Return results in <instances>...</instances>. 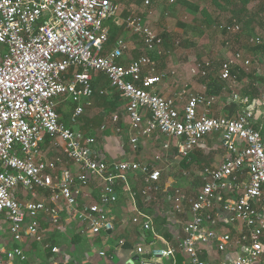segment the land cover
<instances>
[{"label":"built area","instance_id":"1","mask_svg":"<svg viewBox=\"0 0 264 264\" xmlns=\"http://www.w3.org/2000/svg\"><path fill=\"white\" fill-rule=\"evenodd\" d=\"M149 4L150 0H143V6ZM119 13L120 6L114 0H0V236L7 233L11 242L18 244L0 246V264L25 261L21 245L28 239L43 241L42 214L56 221L67 212L68 217L85 223L87 235L111 230L113 216L106 206L117 200L115 186L119 181L126 182L129 172L144 176V201H158L162 191L158 166L98 158L92 150L95 138L73 128L84 111L79 102L88 101L94 94V73L105 75L112 93L124 100L133 149L142 140L163 135L176 139L179 154L188 156L205 136L217 133L226 152L221 163L199 171L202 184L195 196L182 188L173 191V210L183 213L188 208L191 214L176 246L148 250L137 246L139 264H163V258L174 256L176 251L186 256L188 264H215L200 255V247L211 241L229 264H252L264 254V122L256 125L248 110H242L238 117L213 116L215 97L204 91L181 87L164 95L146 88L165 76L156 72L152 58L143 54L126 65L120 64L119 59L128 50L121 37L112 49H104L109 34L106 22L111 19L117 23ZM258 16L264 20L263 13ZM121 24L140 38L144 51L161 54L162 38L138 13L132 12ZM219 28L231 33L241 30L236 17ZM247 42L260 45L263 37L251 34ZM250 63L242 51L232 52L222 62L219 77L235 82V67L246 69ZM209 65V61L198 64L202 74ZM98 93L103 95L106 90ZM66 97L77 103L70 126L60 121L56 111L57 100ZM233 100L247 102L248 98L234 94ZM118 119L114 114L111 121L117 123ZM113 128L120 131L118 126ZM48 138L61 142L66 158L79 165L78 175L69 167L58 171L57 162L38 157ZM168 141L161 144L166 152ZM91 177L103 182L102 192L97 201L80 203L83 186ZM38 190L49 191L48 202L32 199ZM236 190L239 194L226 200L217 213L220 194ZM20 191L32 198L18 199ZM132 222H141L146 230L152 227L151 217L140 210ZM235 223L245 232L241 230L235 240L240 254L229 259L225 253L232 238L229 233L217 237L215 228Z\"/></svg>","mask_w":264,"mask_h":264},{"label":"crops","instance_id":"2","mask_svg":"<svg viewBox=\"0 0 264 264\" xmlns=\"http://www.w3.org/2000/svg\"><path fill=\"white\" fill-rule=\"evenodd\" d=\"M176 1V0H175ZM262 2L264 0H261ZM116 2V1H115ZM168 2V0H167ZM120 6L119 21L117 24L121 30H125L121 21L123 18L131 14L132 12L138 13L142 18L140 13L142 8L148 7L143 6V0L140 4H137L135 0H129V5L127 7L121 6L120 2H117ZM174 3V2H173ZM151 4V0H150ZM168 4H171L168 2ZM256 7V6H255ZM259 8L264 10V4H259ZM260 10V9H259ZM128 12V13H127ZM240 16H245V32L248 36L251 34H262L263 43L262 49L259 47L256 51L257 53L251 54L248 52L247 55L250 59L253 58V62L250 63L248 68H244V75L237 76L235 82H227L219 77L220 66L223 60L213 62V65H209V75L202 74L201 69L195 72L193 77L184 76V85L173 84L172 78H175L176 74L173 69H161L163 65H160V55L156 52L144 51L143 44L140 38L133 34L137 38V44L140 46L132 47L130 43L123 37L117 35L115 42L118 38H123L127 45L128 50L125 55L119 59V63L122 65L128 64L131 60L137 59L143 54L148 55L155 61L156 72L162 73L165 76L156 84L146 87L152 90L158 91L164 95H170L185 86L186 89L192 92H202L204 91L208 95H213L215 97L214 104L211 108V114L213 116H227V117H238L241 110H248L254 117V123L256 125L264 122V21L254 19V15L250 12L244 13L239 10ZM144 20V19H143ZM112 20H108L106 23ZM145 22V21H144ZM109 27V26H108ZM151 27V26H150ZM247 28V29H246ZM120 30V31H121ZM127 31V30H125ZM155 31V30H154ZM157 31V30H156ZM129 32V31H127ZM158 35L162 38L163 43L165 41L164 35L158 32ZM224 39L227 44L230 35H224ZM247 36V37H248ZM115 42L105 50H110L115 46ZM242 49L245 48V44L242 42ZM249 46V45H247ZM139 47V48H138ZM250 48L254 49L255 47ZM133 49L137 50L138 55L132 56ZM152 53L153 57H151ZM230 53H232L230 51ZM251 56V57H250ZM204 59V58H203ZM205 60H199L198 62H204ZM162 64V62H161ZM211 67V68H210ZM235 70V69H234ZM144 74H146L144 72ZM208 75L209 79L206 77ZM102 77L104 80L103 88L93 87V96L88 101L82 100L79 102L82 104L83 108L85 105H94L96 99V94L102 96L98 93L99 90H106L109 99L115 100L114 106L115 110L106 111L103 109V104L99 103L97 108L98 115L97 119L93 121L97 123V126H91V118H85L83 114L78 120H82L86 123V126H80L79 122L74 125L70 122V115L76 106V102L70 97L60 98L57 100L56 111L59 114L60 121L85 134L87 136H93L95 142L92 146L94 154L107 162L119 161V160H131L139 161L143 164L153 167L158 166L161 170L160 177V189L159 198L157 202L147 203L144 201L141 190L146 185L144 176L139 173H127L126 182L119 181L115 186L117 192V200L114 203L106 206V210L113 216V228L107 231H101L96 235H87L84 233L85 223L68 217L66 213H61L56 221L48 220V216L42 214L40 215V223L44 229V239L42 242H35L28 239L23 243L21 248L26 254L27 259L23 262H16V264H139L140 255L136 251L137 246H142L145 250L151 247H165L167 244L175 245L183 236V226L191 218L189 209L186 208L183 213H177L172 207V193L176 188H181L176 186L175 179L170 175H164L169 173V169H183L181 164L182 155L179 154L178 144L176 139L167 138L163 135H154L148 140H142L136 149L132 148L130 138L131 130L129 128L128 122L124 114V100L119 97L118 93H112L108 81L105 75L101 73H94V79L97 77ZM221 79L222 81H220ZM214 80H219L220 84L214 82ZM218 81V82H219ZM208 83L210 88L208 87ZM212 83V84H210ZM222 84V85H221ZM216 85V87H213ZM105 86V87H104ZM253 86L258 87L259 94L257 97H251L247 92H253ZM189 87V88H188ZM208 89L213 90V93H209ZM236 94L239 97H247V102H240L239 100H233V95ZM120 100V102L118 101ZM67 101L71 105V111L62 112L63 102ZM118 101V102H117ZM96 105V104H95ZM84 113V111H83ZM114 114L119 115L117 123H113L111 118ZM83 116V117H82ZM99 123V124H98ZM105 126L104 129L101 126ZM114 126L120 127V131L116 132ZM169 140V141H168ZM59 141V140H58ZM57 140H50L49 138L42 145V150L45 152H51L52 154L43 159L42 153L38 156L41 160H53L58 164L59 168L69 167L73 174L78 175L80 173L79 165L68 160L63 151V146L61 142ZM147 144L148 148H143V144ZM169 142V149L164 151L161 148L163 142ZM155 145L161 151L160 157L157 159L149 154L156 153ZM144 150V151H143ZM50 154V153H49ZM148 154V155H147ZM190 155H192V160ZM47 156V155H46ZM147 156V157H146ZM188 161L191 160L189 166H193L196 162L202 161L199 171L210 165H217L223 161L226 156L225 150L220 146L219 135L217 133L209 134L203 138L199 146L192 150L188 155ZM205 162L207 165H205ZM195 166V165H194ZM165 170V171H164ZM57 171V172H58ZM198 171V173H199ZM196 174L197 179V189L188 191L183 189L187 194L195 196L199 191L202 180L200 176ZM242 179L246 178V173H243ZM191 185V184H190ZM128 186L129 190L126 188ZM186 187V186H185ZM103 189V182L98 178H89L88 182L83 186L82 193L80 194L79 202L90 204L91 202L97 201L100 193ZM133 193L134 195L130 194ZM239 194V190L235 192H226L220 194V198L216 202V212H220V207L226 200L233 199ZM50 193L45 190H38L35 196L32 198L25 192H19L18 199L28 200L32 199H43L46 202L49 200ZM140 210L143 213L148 214L151 217V229H143L141 222L133 223L132 218L136 212ZM217 237L223 233H229L232 241L229 245L227 254L229 259L237 257L239 253L238 245L235 240L240 236L241 230L245 232L239 223L224 225H217L216 228ZM264 241V234L261 237ZM10 246L18 245L12 243L8 237L7 233L1 234L0 236V246ZM46 245L47 247H45ZM52 248V250H51ZM56 248V250H53ZM200 255L204 258L211 259L215 264H229V261L217 251L215 246V241H211L207 245H202L200 247ZM163 264H188L186 256L180 252L176 251L174 256L163 258ZM252 264H264V254L259 260L253 262Z\"/></svg>","mask_w":264,"mask_h":264},{"label":"rangeland","instance_id":"3","mask_svg":"<svg viewBox=\"0 0 264 264\" xmlns=\"http://www.w3.org/2000/svg\"><path fill=\"white\" fill-rule=\"evenodd\" d=\"M114 1L120 2V5L124 7L129 5V0ZM190 1L195 2L196 0ZM201 3H198V5H206L208 13L211 14L213 18V22L210 25L205 23L203 15L199 11L192 9L182 0H176L171 4H168L167 0H151V4H149L148 7L142 8L140 10L146 25L151 26L155 32L158 31L167 35L163 45L160 47L162 54L160 55L161 57H159V59L160 65H163L160 68L163 70L173 69L175 71V78H172L173 84L182 86L185 84V81L183 80L184 76H190L192 78L193 74L197 72V69H199V60L202 59L209 61L212 66L213 62L223 60L230 55L231 45L233 44L234 40L233 38L228 37L227 40L229 41L226 44L224 41L226 38L221 33L219 25L231 17V7L233 5H230L229 0H219L218 6L212 5L210 1ZM251 4L252 6H255V4ZM118 35L123 36L128 41V43L132 45V47L140 46V44H137V38L132 33L121 30ZM260 35L263 37L262 34ZM242 50V52H245L246 54L248 52L250 54L251 52L253 54L257 53L249 46H246ZM136 53L137 50L135 49H133L132 53L130 52V54L132 56L135 55V57L138 55ZM251 62H253L252 57ZM94 100L96 105H85L83 113L85 118H91L92 121L89 123L91 126H97L96 121L94 122L93 120L97 119L99 110V107L97 108L99 100L95 98ZM118 101L120 102V100ZM63 107V113L66 111H71L72 109L71 105L67 103V101L63 102ZM80 119L81 120H78L79 125L82 127L86 126V123L83 121L84 119ZM147 144L150 143H146L145 141V143L142 145L144 150L145 147L148 148ZM154 147L156 148V153L149 154V156H154V158L157 159L160 157L161 151L158 148V145H155ZM41 153L43 159L49 157L52 154L51 152H45V150L43 151L42 149L40 150V154ZM201 163L202 161L199 163L196 162L194 164L195 166L193 165L183 169L178 168L175 170V168H173V171L172 168H170L168 171L169 173L165 174L164 172V175L171 176L172 174V177L175 179L176 186L191 191L193 189H197L196 174L202 165Z\"/></svg>","mask_w":264,"mask_h":264},{"label":"trees","instance_id":"4","mask_svg":"<svg viewBox=\"0 0 264 264\" xmlns=\"http://www.w3.org/2000/svg\"><path fill=\"white\" fill-rule=\"evenodd\" d=\"M182 1L184 3H186V4H188L192 9H194L196 11H199L203 15V18H204L206 24L210 25L213 22V18L211 16V14L208 13V11L206 9L207 8L206 5H204V4L203 5H198V3L210 1L212 3V5H215V6L217 5L218 6L219 0H196L195 2H192L190 0H182ZM188 1H190V2H188ZM229 1H230V5H233V6L231 7L232 15H231V17H229L227 19V21H230L233 17H236L238 19L239 23H240L241 30L238 31V32H232L231 33V32L226 31L225 29H223V30H221V33L223 35H230L231 36L230 38H233L234 42L231 45V52L243 51L241 43L244 41L245 46H247V45L250 46V44L247 42L248 34H247V32H245V20H244L245 16H243V15L240 16L239 10H242V12L247 13V14L249 12H250V14H253L255 21L256 20H263V18L258 16V15H259V13H263L264 14V10L259 8V4H264V1L263 2L261 0H229ZM135 2L137 4H140V2H142V0H135ZM251 3L255 4L256 7L252 6ZM108 26H109V34H108L107 40H106V42L104 44V49L109 48L115 42V39H116L117 35L119 34V32L121 30V28L117 24H115V22L113 20L111 22L110 21L108 22ZM163 35H164L163 36L164 39L167 38V35L165 33ZM177 40H179V39H177ZM258 47L260 49L263 48L262 44L255 45L254 50H257ZM150 55H151V57H153L152 53H150ZM202 63L203 62H200V63L198 62L199 65L200 64L202 65ZM209 70H210L209 67H207L206 71H207L208 75H209ZM234 72H236L238 77L240 75H244L245 74L244 68L240 67V66H236ZM208 75L206 77L209 79ZM104 80H103L102 77L98 76L97 79L95 80L96 82L92 83V86L94 87V89L96 87H101V86L103 87ZM219 80L222 81L221 79H219ZM218 81L214 80L212 83L216 82V83L220 84V81L219 82ZM212 83H210V84H212ZM208 87L210 88L209 83H208ZM213 87H216V85H213ZM252 89H253L252 93H250V92H247V93H249L251 95V97H253V98L257 97L259 92H260V91H258V87L257 86H253ZM208 92L209 93H213V90L208 89ZM96 99L99 100V103L103 104V109L104 110L109 111V112L115 110V106H114L115 100L109 99L107 97V95L99 96V95L96 94ZM188 157L189 156H183L182 159H181V164H182L183 168H187L190 165V162L192 160V155H190V157H191L190 161H188ZM205 165H207L206 162H205Z\"/></svg>","mask_w":264,"mask_h":264}]
</instances>
